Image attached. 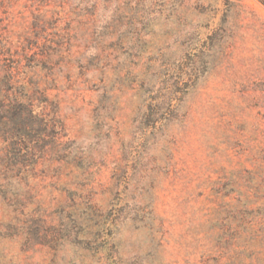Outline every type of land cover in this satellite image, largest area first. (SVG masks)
<instances>
[{"label": "rangeland", "instance_id": "obj_1", "mask_svg": "<svg viewBox=\"0 0 264 264\" xmlns=\"http://www.w3.org/2000/svg\"><path fill=\"white\" fill-rule=\"evenodd\" d=\"M11 98L49 129L0 168V264H264L258 0H0Z\"/></svg>", "mask_w": 264, "mask_h": 264}, {"label": "trees", "instance_id": "obj_2", "mask_svg": "<svg viewBox=\"0 0 264 264\" xmlns=\"http://www.w3.org/2000/svg\"><path fill=\"white\" fill-rule=\"evenodd\" d=\"M258 1L264 6V0ZM190 81L194 80L188 77L187 82H181L185 91L176 85L174 91H167L162 97L166 100V115L177 110L178 104L173 102L180 98L174 97L176 93L193 89L194 84ZM20 98H11L7 102L0 99V140L5 145L0 156L1 173L4 180L11 178L17 182L28 176L29 166L36 164L37 145L48 138L46 132L49 129L48 121L41 113L27 106L25 100Z\"/></svg>", "mask_w": 264, "mask_h": 264}]
</instances>
